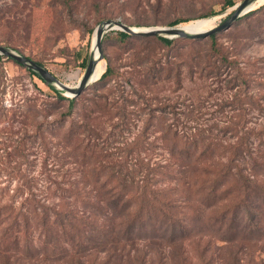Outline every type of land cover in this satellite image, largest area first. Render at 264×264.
I'll use <instances>...</instances> for the list:
<instances>
[{"label":"rangeland","instance_id":"1","mask_svg":"<svg viewBox=\"0 0 264 264\" xmlns=\"http://www.w3.org/2000/svg\"><path fill=\"white\" fill-rule=\"evenodd\" d=\"M106 1L108 6H95L93 0H0V44L42 61L61 82L75 86L85 69L79 62L83 56L95 50L94 30L100 23L96 20L110 5H115L117 15L114 19L131 26H136L134 23L142 24L139 27L167 26L178 17H194L210 10L217 12L190 19H208L206 30L217 26L233 6L221 10L223 0ZM241 1L234 0V4ZM259 7L254 15L238 23L234 21L227 29L217 33L218 41L232 57L241 61L246 70L248 93L252 96L244 97L242 102L263 104V109H258L254 103L251 108L247 106V126L255 127L264 121V1L254 6ZM112 42L110 39L101 44L105 54L117 63L125 62L128 52ZM184 42L180 40L170 47L155 46L156 55H160L162 61L169 58L171 62L159 77L147 79L140 95L135 94L125 82L121 87L109 85L98 89L91 88L90 83L80 92L79 103L70 118L82 120L89 106H93L91 102H137L136 105L127 106L133 111L129 115L128 129L102 144L113 150L114 146L122 145L137 134L141 120L147 114L146 109L140 112L137 106L147 102L156 111L148 138L155 143L147 149L152 163L164 162L168 157L169 151L160 142V134L168 125L186 132L193 131L196 126L207 130L212 128V134L216 133L215 138L225 140L228 134H221L217 129L232 113L229 106L222 105L232 90L224 83L223 75H208L207 68L194 65L187 55H195L200 48L193 46L192 50ZM131 43L140 51V55L146 52L150 44L134 39ZM175 60L184 62L180 65V87H176L175 83ZM98 63L103 65L104 71L105 58ZM187 63L193 64L192 68L189 69ZM130 69L127 66L120 68ZM125 75L128 73L125 72ZM131 82L136 83V80L132 78ZM52 102H62V106L54 110ZM66 102L56 101L50 87L25 67L6 57L0 58V204L6 203L15 192L17 200L22 198L29 186L42 200L55 201L56 197H50L54 185L65 184L72 178L78 179L82 170L86 171L92 165L88 158L67 155L73 143L64 141L62 135L68 128L70 118L63 125L56 123L52 128L51 122L56 121ZM106 112L103 109L96 112L99 116L94 120L93 128L97 127L99 131L98 140L106 137L110 122L116 121L108 119L110 113ZM38 122L43 123L41 128L48 137L50 154L57 152L59 157L46 155L33 137ZM57 131L58 136L52 135ZM84 134L83 143H86L90 136L86 132ZM257 142L252 139L251 149L256 164L264 168V154L257 150ZM260 145L264 148V144ZM20 152L26 153L24 158ZM257 172L258 176L263 175L262 169ZM18 185H21L20 189H17ZM259 209L264 210V205ZM204 221L201 219L190 225V232L184 237L177 230L173 232L163 221L146 222L129 235L119 234L118 242L110 246L109 243L105 251H98L97 264H264V211L254 219L240 217L235 220V226L226 222L222 228L213 224L201 227Z\"/></svg>","mask_w":264,"mask_h":264},{"label":"trees","instance_id":"2","mask_svg":"<svg viewBox=\"0 0 264 264\" xmlns=\"http://www.w3.org/2000/svg\"><path fill=\"white\" fill-rule=\"evenodd\" d=\"M107 3L106 0H93L95 6H108ZM234 3V0H223L221 10ZM114 8L115 5L107 7L96 22L114 19L117 15ZM259 9L247 11L235 22L247 19ZM216 13L210 10L194 17H178L168 25L174 26ZM110 39L113 40L112 44L120 45L128 52V59L117 63L101 47L106 65L97 80L91 83V88L109 85L121 87L122 82H125L139 95L147 79L159 77L171 62L169 58L162 61L161 56L156 55V45L160 44V48L170 47L182 40L191 48H200L195 55L187 57L194 65L207 68L208 75H223L224 83L232 90L222 104L229 106L232 113L217 129V132L228 134V137L225 140L215 138L216 133L212 134V128L207 130L196 126L193 131L186 132L172 129L168 125L160 134L161 144L169 151L168 157L164 162L152 163L147 149L155 143L148 138L156 111L144 102V105L137 106L140 112L146 109L147 113L141 120L137 134L110 150L102 144L128 129L129 115L133 111L127 106L136 105L137 102H91L93 106H89L84 118L73 120L70 117L79 103L77 100L80 93L66 96L25 67L50 87L56 101H67L56 121L51 122L52 128L56 123L63 125L70 118L68 128L62 135L64 141L73 143L67 155L79 159L88 158L92 165L86 171L82 170L79 178L84 180L72 178L65 184L54 185L50 197H56L55 201L42 200L29 186L22 198L17 200L15 192L6 203L0 204V264H27V261L29 264H97L98 251H105L109 243L110 246L118 242L119 234L129 235L137 226L146 222L152 224L163 221L173 232L177 230L184 237L190 232V225L193 226L201 219L205 220L201 227L213 224L214 227L217 225L222 228L226 222L235 226V220L240 217L254 219L259 212L264 211L259 209L264 205V168L256 164L251 149L252 139H256L257 150L264 154V148L260 147V144H264V121L257 127L247 126L246 118L247 106L251 108L254 103L258 109H263V104L242 102L244 97L252 96L248 93L246 70L240 64L241 61L232 57L218 41L217 33L202 38H167L132 35L114 29L103 35L101 44ZM133 39L150 42L145 53L140 55V51L131 43ZM1 57L6 56L0 54ZM27 57L43 65L42 61ZM88 57V54L83 56L79 62L82 68L86 67ZM6 58L24 67L12 58ZM183 63L175 60L176 87L181 84L180 65ZM192 65L187 63L188 68H192ZM122 66L131 69L120 70ZM132 72L134 74L131 77ZM132 78L136 83L131 82ZM134 85H138L137 88ZM52 104L54 110L62 106V102ZM97 109L110 113L108 119H116L110 122V131L100 140L97 127L93 128L94 120L99 116L96 114ZM41 123H37L33 137L46 155L59 157L57 152L50 154L48 137ZM85 132L90 137L83 143ZM58 133L53 132L52 135L58 136ZM25 154L20 152L22 158ZM246 163L248 166H245ZM19 167L20 164L17 169ZM259 169L263 170L261 176L257 175ZM20 188L21 185H18L17 189Z\"/></svg>","mask_w":264,"mask_h":264},{"label":"water","instance_id":"3","mask_svg":"<svg viewBox=\"0 0 264 264\" xmlns=\"http://www.w3.org/2000/svg\"><path fill=\"white\" fill-rule=\"evenodd\" d=\"M256 0H242L238 4L232 6V11L215 27L211 29H205L202 31L191 32L183 30L181 26H152V27H139L128 25L118 19H108L100 22L94 30L93 44L95 45V50L93 53L89 54L86 67L84 72L75 86L67 85L61 82L55 75H53L44 65L36 62L35 60L27 57L21 52L0 44V54L6 57H10L17 61L24 67L34 71L42 80L47 82L49 85L63 92L67 96L78 95L85 87L90 83L95 81L97 77L95 76V69L98 62L103 59V54L101 51V38L103 34L109 30H122L132 35H153L162 36L167 38L176 37H192V38H202L211 34H216L222 30L227 29L235 20L242 16L247 11L254 8V3ZM96 51V52H95Z\"/></svg>","mask_w":264,"mask_h":264},{"label":"bare ground","instance_id":"4","mask_svg":"<svg viewBox=\"0 0 264 264\" xmlns=\"http://www.w3.org/2000/svg\"><path fill=\"white\" fill-rule=\"evenodd\" d=\"M263 1L264 0H256V2L254 3V6ZM208 22L209 20L206 18H199V19L190 20L185 23H181L179 24V26H181L183 30L196 32V31L205 30L208 25ZM102 70H103V65L101 63H98L95 69V76L97 77L102 72Z\"/></svg>","mask_w":264,"mask_h":264}]
</instances>
